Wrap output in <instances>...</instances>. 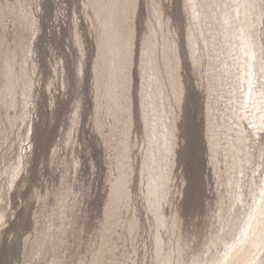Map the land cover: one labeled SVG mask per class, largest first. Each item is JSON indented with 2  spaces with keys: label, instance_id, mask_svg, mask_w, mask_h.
Returning <instances> with one entry per match:
<instances>
[{
  "label": "rangeland",
  "instance_id": "rangeland-1",
  "mask_svg": "<svg viewBox=\"0 0 264 264\" xmlns=\"http://www.w3.org/2000/svg\"><path fill=\"white\" fill-rule=\"evenodd\" d=\"M187 1L137 0L123 31L126 38L134 30L135 46L129 84L113 88L118 108L108 96L104 16L95 0H0V264H238V251L250 254L240 264H264V243L251 240L247 227L263 186L264 129L256 136L245 123L250 156L231 168L225 156L233 88L217 23L226 4L233 17L246 2L240 19L255 23L264 66V0ZM189 27L199 43L196 60ZM143 48L155 50L177 127L175 165L164 179L144 171ZM160 157L151 165L156 172L165 168ZM119 183L128 189L113 196Z\"/></svg>",
  "mask_w": 264,
  "mask_h": 264
},
{
  "label": "bare ground",
  "instance_id": "bare-ground-1",
  "mask_svg": "<svg viewBox=\"0 0 264 264\" xmlns=\"http://www.w3.org/2000/svg\"><path fill=\"white\" fill-rule=\"evenodd\" d=\"M95 1H96V6L99 9V13L104 16V20L102 23L103 40H102V44H100L101 45L100 50L104 52V54H103L104 63L107 65V68L109 69L108 71H110V75L108 74L110 77H109V79L107 78L109 81V84H108L109 85V87H108L109 88L108 89L109 95L108 96L109 97L112 96V99H113L112 101H115L114 102L115 105L118 104V108H120L121 106H120V101L118 100V97L117 96L115 98L113 97V95H114L113 94V88L115 86L116 90H118V88L120 86V84H119L120 80H121V84L123 81L124 85L129 84V81H130L129 76H131V75H128V72H129V69H132V65H133L132 62H133V53H134V46H135V36H134V30L131 29L129 31V34L125 38L123 31L125 28V23L129 22V13L136 11L137 0H95ZM187 2H189V1H187ZM243 2H244V0H243ZM209 4H212V3H209ZM214 4H213V6L211 5L212 8H214ZM245 5H246V2H244L243 4L238 3L234 12L231 11L233 13V17H230L227 14L228 8H227V4H226V10L224 12H222V16L219 17L220 18L219 22H217L218 23V29L220 32L223 33V40H224V44L226 45V52H225L226 57L224 56L225 59L223 58L225 60L224 62H226V64L223 62L226 65V67H224V68H226V77H227V80H231V84H232V88H233V93H232L233 94V99H232L233 102L231 104V112H232V116H234V119H235V122L232 123L233 124L232 126H234L236 128L235 129L236 138L230 137L229 133L231 131H233V128L231 126L228 129L226 156H225V157H227V160H229L231 162V168H233V169L236 165L242 166L244 163L243 158H248V155L250 156V152H249L250 131L247 130L245 123L247 122L249 124L248 126H249L250 130L256 136H258L259 132H261L264 129V106L262 107V105H264V89L263 88H262V90L258 89V87H259L258 84L262 85L260 80H263V78H264V66H263L261 59H260V50H261L260 44L257 43L256 36H255L256 32L254 33V31H253V29H255V27H254L255 23H253L251 21V19L247 23L243 22L240 19L241 15H243L244 18L246 19V13H247L248 9L245 8ZM192 6L194 7V5H192ZM207 7L210 8V5H206V8ZM219 8H220V6H217V9H219ZM240 8H241V10H240ZM251 8H252V6H251ZM251 8L248 12L252 16L253 12H252ZM197 10H199V9L197 8ZM212 11H214V10H212ZM212 11H210V12H212ZM205 14L208 15L207 11ZM197 16H199V15H197ZM212 16H214V15H212ZM158 17L160 20L161 19L160 14H158ZM217 17H218V14H217ZM252 17H254V16H252ZM212 18H214V17H212ZM195 20H197V22H199V20L197 18H195ZM194 25H192V26H194ZM200 27H201V25H200ZM188 30H189V32H188V34H189L188 35L189 46H190L193 58H194V60H196L197 56H198L199 43L193 34L192 28L189 27ZM212 32H214V31L212 30ZM205 34L203 31L202 35L205 37L204 45H205V47H207L209 44H207L208 41L206 42V40H208V39H206ZM210 35H212V34H210ZM199 36H201V35H199ZM213 36H214V34H213ZM217 37H219V36H217ZM214 39H211V40L213 41ZM201 41H202V39H201ZM209 43H210V41H209ZM222 44H221V47H222ZM214 46H215V44H214ZM210 50H211V48H210ZM175 51H176V53H178L177 46H176ZM166 52H167V50H165V48H164V55H165L164 64H165V67H167L168 69H170L172 71V69H171L172 67L170 65L172 63L167 59ZM211 52H210V54H211ZM223 52H224V50H223ZM144 53H145V49L143 48L141 59L145 60V61L142 63V68H141L142 69L141 73H142V78H143L141 99H142V110H143L142 112H143L144 124H145L144 128L146 131V137H147L146 140H147V145H148L146 148L147 153H146V158H145V163H144V171H150L156 178L164 179L163 176L160 177V174L163 175L164 170H166L168 172L169 171L172 172L173 170L167 169V167H169L171 165H175L174 158L176 155V146H177L176 145L177 127H176L175 120L172 119V121H171L170 116H169V113L173 114L172 106L169 105L170 111L167 110L168 109L167 104H170V102L168 101L167 96H166L165 92L163 91L164 84H163V81L161 78L162 71L159 68V66L157 65V62H155L156 61L155 50L153 48L151 50V53H148V50L146 49V54H144ZM212 53H214V51ZM222 54H224V53H222ZM214 57L217 58L216 54L213 55V59H214ZM221 57H223V56H221ZM217 59H219V56ZM223 59H221L220 62H222ZM142 60H141V62H142ZM211 61H213L212 58H211ZM198 62H200V60H198ZM211 63H213V62H210V65H211ZM224 64H222V65H224ZM176 65H178V67L176 69V72H178V75H175V76L172 75V77L175 79V82L176 81L179 82L180 88H179L178 92L177 91L175 92L174 96H175V101L180 102V95H181L183 90L181 88L182 84H181V80L179 78V72H180V70H179V67H180L179 57H176ZM214 65H215V60H214ZM217 66H219V64ZM220 67H218V68H220ZM213 68H215V66ZM222 68H223V66H222ZM222 72H224V70ZM218 74H220V73H218ZM221 79H224V77L223 78L221 77ZM227 82L228 81H226V83ZM131 83H132V81H131ZM174 87H176L175 83H174ZM228 87H230V85ZM226 88H227V86H226ZM232 88H230V90H232ZM116 90H114V91H116ZM123 90H125V88H123ZM127 93H128V91H127ZM224 94H226V93H224ZM157 98H159V100H157ZM108 101H110V99ZM228 106H229V103H228ZM116 108H117V106H116ZM128 114H129L128 123L130 124V130H131L133 128V125H134L133 112L131 109L128 110ZM231 120H232V118H231ZM210 130H212V129H210ZM234 143H236L237 147H235ZM213 144L216 145V148L212 149V151L215 152V154H217V150H218L217 148H220L221 145L218 142V140H215L214 135H213ZM126 145H127V143H126ZM127 147H128V145H127ZM157 152H160V154H162L165 157V168L159 167L158 171H157L160 173H157L155 171V169L151 168L152 164H158L159 165L158 162L161 160V157L157 158ZM212 160L214 161V159H212ZM248 162H249L248 160L245 161L246 164ZM229 171H231V170H229ZM237 172H238V170H237ZM231 176H233V175H231ZM238 177H240V174ZM167 178H170V175H168ZM232 178L230 180H232ZM239 181L240 180H238L237 183H239ZM262 182H263L262 183L263 186L261 188H259L260 189L259 195H257L256 207L254 209L255 212H254L253 218H251V220H249V222H247V223H249V226H247V227H249V229H250V231H248V232L251 233V238H250L251 240L258 241L257 239L259 238L261 243H264V180ZM232 183L233 182L231 181L230 184H232ZM237 183H235V185ZM127 184L128 183H126L125 185L119 183V186H117V187L115 186L114 190H113V196H115V194L117 193L118 190H121V191L127 190L128 189ZM155 187L157 188L158 185H155ZM120 193L118 194L119 196H120ZM118 195H117V197H118ZM238 198H239V202L241 204H243V200H242L243 197L241 195H239ZM254 200H255V198H254ZM153 204L156 205L155 211H156V214L158 216V219L162 220V217L160 214L161 208L159 207L160 204L159 203H153ZM244 225H246V223H244ZM241 230H240V232H241ZM244 230H246V229H244ZM239 233H237V234L239 235ZM239 238L241 239L240 236H239ZM221 240H222V238H221ZM241 241H242V239H241ZM239 242H240V240H239ZM242 242L245 243V241H242ZM247 245L248 244L246 243L245 246H247ZM237 246H239V244ZM245 246H244V248H245ZM236 247H234V248H236ZM231 248H233V247L231 246ZM237 250H239V249H237ZM243 251H245V249ZM239 252L240 251L237 252L238 253L237 254L238 255V264H240L241 262L242 263L245 262L246 261L245 259L250 256L249 252H242V255ZM257 252H259V251H257ZM229 255H231V254L229 253ZM254 258H255V256H254ZM230 261H233V260H230ZM249 261H250V259H249ZM253 261H255V260H253ZM221 263H223V262H221ZM227 263H229V262L227 261Z\"/></svg>",
  "mask_w": 264,
  "mask_h": 264
}]
</instances>
